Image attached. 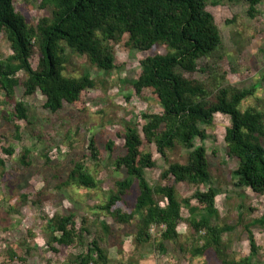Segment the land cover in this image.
Listing matches in <instances>:
<instances>
[{
	"label": "trees",
	"instance_id": "16d2710c",
	"mask_svg": "<svg viewBox=\"0 0 264 264\" xmlns=\"http://www.w3.org/2000/svg\"><path fill=\"white\" fill-rule=\"evenodd\" d=\"M39 8L48 11L35 24L29 22L17 10L15 0H0V34L8 41L11 53L0 57V93L5 103L11 104L10 116L27 118L26 105L16 99V88L22 87L25 96L39 91L44 97V108L56 112L67 103L80 106L83 95L94 88L96 82L88 74H66L68 57L66 51L79 54L87 62L104 73L115 68V46L149 51L161 45L165 53H156L140 60L141 71L131 81L136 94L149 89L160 105V112L141 114L144 123L141 133L129 128L123 136V153L116 157L117 170H125V176L115 182L107 200L97 209L105 211L119 225L135 221L133 241L136 246L154 243V249L167 251L168 244H175L181 234L177 228L185 222L191 232L190 244L180 247L187 261L211 252L218 264H252L254 235L244 224V232L250 244V253L236 258L227 249L222 236L232 231L236 224L220 225L216 222L218 209L215 198L218 190L209 187L196 190L190 198H179L175 183L202 185L210 178L209 163L203 145H195L196 138L204 139L201 124H210L215 114L229 117L224 140L226 153L237 160L233 171L236 186L247 187L257 195L264 194V100L254 106L241 107V103L253 94L252 89H240L226 80L208 63L202 71L209 80L185 77V73L199 70V61L220 56L223 35L213 15L206 9L214 0H35ZM250 17L258 14L257 5L262 0H243ZM38 54V63H30L32 54ZM20 126L14 124V137L19 138ZM113 141H107L111 150ZM153 144L163 159L167 152L177 147L189 150L187 161L168 162L160 174V182L150 185L144 176L145 169L152 168L155 161L144 146ZM88 148L92 157L100 155L95 139ZM12 154V148L3 149ZM28 151L21 162L28 165ZM0 158V172L4 169ZM136 182L137 195L132 208L127 199ZM64 185L94 189L95 177L83 161H73ZM26 202L27 195H21ZM191 198L196 205L190 204ZM41 193L33 202L40 203ZM164 201V202H163ZM162 202V204H161ZM118 204V205H117ZM190 204V205H189ZM188 210L183 218L182 208ZM203 211L204 214L197 216ZM137 217V218H136ZM264 223V216L258 220ZM101 231L93 233L86 251L71 257L75 264H108L107 233L109 225L100 222ZM48 245L57 251L58 245L85 243V234H91L86 222L76 229L75 214L54 215L47 219ZM155 228L158 237L151 229ZM214 264V263H212Z\"/></svg>",
	"mask_w": 264,
	"mask_h": 264
},
{
	"label": "rangeland",
	"instance_id": "374dc122",
	"mask_svg": "<svg viewBox=\"0 0 264 264\" xmlns=\"http://www.w3.org/2000/svg\"><path fill=\"white\" fill-rule=\"evenodd\" d=\"M214 1L209 2L206 9L223 35L220 56L200 60L199 70L184 76L209 80L208 73L201 70L208 63L219 74H226L231 85L247 90L253 88V94L242 101L241 107L254 106L264 100V0L257 5L259 12L255 17L248 15L243 0ZM15 5L31 24L48 14L35 0H15ZM10 53L9 43L1 33L0 57ZM156 53H165V48L159 45L149 51H139L115 46V68L104 73L92 67L84 56L67 50L66 74H88L96 82L94 88L85 92L80 106L65 103L58 111L51 112L44 108L45 97L39 91L25 96L19 86L16 99L26 105L27 118L9 122L5 117L10 116L12 106L5 103L4 93H0V158L4 159V169L0 172V264H75L71 257L86 251L93 233L102 230L101 221L109 225L108 264H218L211 252L196 257L193 263L186 260L180 250L190 244L191 232L185 222L177 228L181 234L177 242L168 244L167 251H162L154 249L152 241L135 245V221L126 226L119 225L105 211L97 209V205L105 202L116 189L115 182L126 175L124 169L117 170L115 166L116 157L124 151L123 136L129 128H136L141 133L142 113L161 111L149 89L136 94L131 84L140 74V60ZM30 63L37 66V53L31 55ZM14 124L20 126L19 138L14 137ZM229 125V117L220 113L214 115L210 124L200 125L205 138H196L195 145H203L206 149L210 178L202 185L184 182L174 185L181 199L190 198L196 190L217 189L216 222L236 224L232 231L222 236L227 249L233 251L236 258L250 253L243 228L249 223L257 249L251 252L250 260L252 264H264V223L258 222L264 216V194L257 195L247 187L235 185L233 171L238 163L227 155L224 140ZM91 138L95 139L100 152L97 158L92 157L88 148ZM107 141L114 143L111 150L105 147ZM8 147L13 149L12 154L4 152L3 149ZM144 148L151 152L155 161L152 168L144 171L152 186L160 182V174L168 162L185 163L189 152L177 147L167 152L165 160L153 144ZM25 150L28 151V165L21 162ZM76 160L85 163L97 181L96 188L62 184ZM135 187L136 182L127 196L131 208L137 195ZM39 193L40 203L33 202ZM23 194L27 195L26 202L22 200ZM190 204L196 205V200L191 198ZM70 212L75 214L76 229L86 222L91 234H85L83 244L75 242L61 246L54 243L52 246L57 251H53L48 245L46 221L54 215ZM181 213L183 218L188 217L185 206ZM203 214L200 211L197 216ZM151 233L154 237L159 236L155 228Z\"/></svg>",
	"mask_w": 264,
	"mask_h": 264
}]
</instances>
